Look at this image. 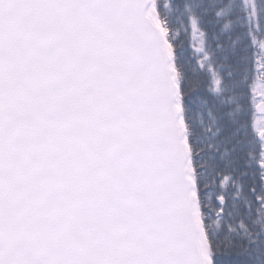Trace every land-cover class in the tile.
I'll return each mask as SVG.
<instances>
[{
	"label": "snow or ice",
	"instance_id": "6c2138e0",
	"mask_svg": "<svg viewBox=\"0 0 264 264\" xmlns=\"http://www.w3.org/2000/svg\"><path fill=\"white\" fill-rule=\"evenodd\" d=\"M0 264H264V0H0Z\"/></svg>",
	"mask_w": 264,
	"mask_h": 264
},
{
	"label": "trees",
	"instance_id": "16d2710c",
	"mask_svg": "<svg viewBox=\"0 0 264 264\" xmlns=\"http://www.w3.org/2000/svg\"><path fill=\"white\" fill-rule=\"evenodd\" d=\"M187 39L189 40V43H191V37L189 36Z\"/></svg>",
	"mask_w": 264,
	"mask_h": 264
}]
</instances>
